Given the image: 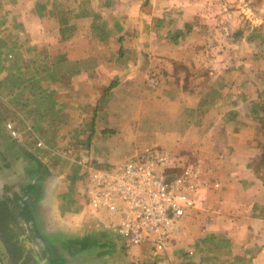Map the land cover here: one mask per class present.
Wrapping results in <instances>:
<instances>
[{
    "label": "crops",
    "instance_id": "crops-1",
    "mask_svg": "<svg viewBox=\"0 0 264 264\" xmlns=\"http://www.w3.org/2000/svg\"><path fill=\"white\" fill-rule=\"evenodd\" d=\"M0 2V27L23 30L29 44H45L48 50L38 57L54 58L46 71L68 76L64 84L73 92L41 98L45 110L56 108V120L44 123L46 134L66 131L60 108L75 106L79 137L97 168L108 170L137 148L157 149L166 157V175L184 179L192 201L170 250L206 253L209 264H264V188L249 167L258 151L256 116L241 113L261 100H241L233 80L202 85L206 74L233 75L239 49L229 56L216 45L214 52L207 18L185 17L195 2L198 11L197 0ZM203 5L210 13L212 4ZM230 34L229 42L237 43L232 28ZM75 89L87 90V97H77ZM87 213L76 231L111 229L110 238L123 242L94 210Z\"/></svg>",
    "mask_w": 264,
    "mask_h": 264
},
{
    "label": "rangeland",
    "instance_id": "rangeland-1",
    "mask_svg": "<svg viewBox=\"0 0 264 264\" xmlns=\"http://www.w3.org/2000/svg\"><path fill=\"white\" fill-rule=\"evenodd\" d=\"M197 2L198 11H202H195L197 9L195 2L193 7L189 8L191 10L188 9L185 13V17L194 15L197 21L207 18L213 39L210 46L214 52L216 45L218 48L223 46V50L229 53V56L232 48L235 56L236 48L239 49L238 59H234L233 75H218L216 78L215 75L206 74L203 75L202 85L212 88L215 84L217 87L233 80L236 89L239 88L241 100L253 98L263 103L264 0H197ZM208 3L212 4L208 8L210 13L204 10L206 6L203 4ZM222 4L224 10L220 8ZM0 6L2 12L1 2ZM181 17L184 18L183 15ZM221 19L220 30L215 23ZM180 22L179 18L175 23ZM231 28L234 40L237 41L238 38L237 43L229 42ZM237 28L241 31L238 36ZM0 30V38L4 34L0 43L2 101L0 116L6 118L0 123V210L11 214L13 223L25 232L37 258L44 264H196V260L200 261V264H209L213 258L207 256L208 254L190 255L186 251L170 250L171 245L166 251L154 253L148 245L133 246L125 242L119 244L118 240L113 241L110 238L111 229L100 230L97 234H90L92 227L76 231L75 226L79 224V217L88 214L87 208L94 210L98 217H102L108 228L117 223L118 219L112 212L95 209L89 205L88 169L77 170L79 164L76 156L79 154L85 158L88 156L85 153L86 140L79 137L83 133L82 129L75 125V116L78 114L75 106L60 108L61 117L66 121V131L58 130L46 134L42 130L45 127L44 123L49 126L50 122L56 120V108L54 107L53 111L51 108L45 110L40 105L41 98L48 97L51 100L56 92L63 94L73 92L65 85L68 76L56 77L47 72L49 71L47 66L54 58L41 60L38 57L48 50L45 44H29L24 40L23 30L20 31L18 28H12L9 32L4 27H0ZM229 62L231 63V59ZM237 69L241 71L240 74L237 73ZM74 93L77 97L84 94L87 97L88 91L75 89ZM208 93L209 96L213 95L212 92ZM115 103L114 109L118 110L119 103ZM244 109V111L241 109V113L250 112L256 116L254 129L258 130L261 126L258 107L248 104ZM8 123L16 132L15 136L7 127ZM51 126L53 129L56 128L55 123ZM150 147L147 148L152 149ZM145 149V147L134 149V153L129 157L122 154L120 162L109 169L118 168ZM261 151L262 149L258 147L255 156L260 155ZM96 166L93 165L97 168ZM157 175L159 176V173ZM17 196L25 200L18 202ZM27 205L30 208L29 213L24 212ZM1 222L0 220V224H3ZM33 232H37L39 236H35ZM116 235L118 236L117 233Z\"/></svg>",
    "mask_w": 264,
    "mask_h": 264
},
{
    "label": "built area",
    "instance_id": "built-area-1",
    "mask_svg": "<svg viewBox=\"0 0 264 264\" xmlns=\"http://www.w3.org/2000/svg\"><path fill=\"white\" fill-rule=\"evenodd\" d=\"M7 127L15 136L12 125ZM165 161L166 157L153 148L114 170L95 168L88 157L77 161L88 169L90 205L114 213L118 221L112 227L123 242L148 245L154 253L167 250L179 220L192 205L185 180L169 178Z\"/></svg>",
    "mask_w": 264,
    "mask_h": 264
},
{
    "label": "flooded vegetation",
    "instance_id": "flooded-vegetation-1",
    "mask_svg": "<svg viewBox=\"0 0 264 264\" xmlns=\"http://www.w3.org/2000/svg\"><path fill=\"white\" fill-rule=\"evenodd\" d=\"M0 215H3L0 217L1 223H3L0 224V264H44L42 260L40 261L37 258L32 244L28 242L29 240L25 232L14 223V228L6 227L4 221L6 218L5 215L8 216V214L0 210ZM34 233L37 236L38 233ZM30 247H32V251L29 250ZM15 256L18 258H15Z\"/></svg>",
    "mask_w": 264,
    "mask_h": 264
},
{
    "label": "trees",
    "instance_id": "trees-1",
    "mask_svg": "<svg viewBox=\"0 0 264 264\" xmlns=\"http://www.w3.org/2000/svg\"><path fill=\"white\" fill-rule=\"evenodd\" d=\"M231 9V8H230ZM228 8V10H230ZM232 13L234 12L232 9L230 10ZM238 14V13H237ZM240 29L237 28L236 30V34L237 35H240ZM255 37V35H254ZM264 41V40H263ZM256 56V55H255ZM234 66V65H233ZM0 103H2V101L0 100ZM258 107V112L261 114V118H260V128L258 130H256V134H255V141H256V145H257V148L259 147L260 149H262L260 155L258 156H254L249 167L250 169L252 170L253 172V175L259 179L262 183V186L264 188V102L263 103H260ZM10 112V111H9ZM8 116V113L6 114ZM4 119L6 118H1L0 116V123H2V121H4ZM259 138L261 140H259ZM17 198V201L18 202H22L24 201L25 199L23 198H19L18 196L16 197ZM25 204V202H23V205ZM24 212H30V208H29V205H27L25 208H24ZM4 213H7L6 211H4ZM5 225L6 227H13V222H12V216L11 214H8L5 215ZM14 228V227H13ZM35 234V233H34ZM39 236V235H37ZM43 245V244H42ZM45 248L46 246L43 245ZM30 251H32V247L29 248ZM47 256L49 255V252L46 253Z\"/></svg>",
    "mask_w": 264,
    "mask_h": 264
}]
</instances>
